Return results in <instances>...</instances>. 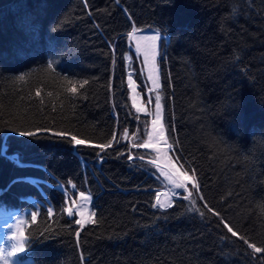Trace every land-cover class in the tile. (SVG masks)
<instances>
[{"label":"trees","instance_id":"16d2710c","mask_svg":"<svg viewBox=\"0 0 264 264\" xmlns=\"http://www.w3.org/2000/svg\"><path fill=\"white\" fill-rule=\"evenodd\" d=\"M141 32L161 38L166 142L198 186L168 209L157 206L162 182L149 154L122 142L123 132L149 121L136 113L127 84L133 70L147 102L129 48ZM12 128L93 144L116 139L77 153L69 137H20ZM5 143L0 214H37L28 215L17 255L25 264H264V252L238 238L264 247V0H0ZM80 193L91 201L84 225L65 211Z\"/></svg>","mask_w":264,"mask_h":264},{"label":"rangeland","instance_id":"374dc122","mask_svg":"<svg viewBox=\"0 0 264 264\" xmlns=\"http://www.w3.org/2000/svg\"><path fill=\"white\" fill-rule=\"evenodd\" d=\"M148 34H144L145 36H142V33H132L129 38L130 49L135 55L136 59L140 61V65L142 68V75L144 80L146 81V88H147L146 97H148L147 102L144 101L138 89V85L136 84L133 78V70H128L127 84L130 90L131 102L134 106L136 113L148 117L149 121L148 123L146 121H138L134 127L136 129L134 134L128 133L127 131L123 132L122 142L127 143L129 147H131L134 150H141L149 154V157L151 158L154 167H156L157 176L162 182V187L157 192V195H159V202L165 205L170 203L172 206L173 201L179 198L178 196L174 195V193H183L185 196L189 195L191 189L194 188L193 187L194 181L192 180V178L189 179L187 177L178 175V171L179 173L182 172L179 170L178 166L176 165V163L174 162V160L170 155L171 147L166 142V136L162 122L161 108L159 110L160 111L159 123L155 126V128H153L151 123L152 120L156 117V113H157L156 103H155V97L158 95V90H159V87H157V85H159L157 59L159 55V43L161 38H159L156 41L153 40L149 41L147 36ZM138 48L139 51H137ZM145 53H147V59L145 58ZM127 63H128L127 65L130 64L129 57H127ZM129 69H131V67H129ZM134 101H135V105L133 103ZM137 108H140L141 111L137 112L136 110ZM145 130L151 134L152 141L156 143L157 147L160 149L159 152H157L155 148L145 149L135 146L140 143H145L149 141V136L145 135ZM161 135L164 137L163 140H165L163 144L161 142L162 140L159 139ZM162 173L167 174V177ZM169 178L182 180L185 183L188 191L185 192L184 189H176L174 184L170 183ZM90 202H91L90 199L85 201L83 198H81L79 202L70 206L73 209V213L74 212L78 213L79 211L83 212V216H80L78 214L82 225L86 224L87 221H89L92 216ZM157 206L159 207L158 203ZM170 207H165L164 209H168ZM32 213L33 212H28L27 219H28V215H30L31 217ZM4 221L7 222L8 220L4 219L3 215L0 214V223ZM11 235L12 233L10 231L7 232L6 230L0 234V248H3L6 245L13 242L9 239ZM18 254L21 253H17V255ZM0 264H4V261L2 259H0Z\"/></svg>","mask_w":264,"mask_h":264},{"label":"snow or ice","instance_id":"6c2138e0","mask_svg":"<svg viewBox=\"0 0 264 264\" xmlns=\"http://www.w3.org/2000/svg\"><path fill=\"white\" fill-rule=\"evenodd\" d=\"M86 2H87V0H85V3ZM159 38H160L159 33H156V34H154L152 36V40L153 41H156ZM137 51H139V48L137 49ZM145 58L147 59V53H145ZM48 67L52 68L53 65L51 63H49ZM20 79H24V78L21 77ZM85 83H87V82L85 81ZM80 87H83V84H81ZM157 87H159V85H157ZM69 91L70 92H75L76 88L75 87H71L69 89ZM36 95L39 96L40 92L37 91ZM133 103L135 105V101ZM155 103H156L157 113H156V117L151 122L153 128H155V126L160 121V111L159 110L161 108V98H160L159 95H157L155 97ZM136 110H137V112L141 111L140 108H137ZM11 131L15 135L20 136V137L28 136V137H37V138H39L38 134L41 133V132H51L52 135L57 136V137H69L67 142L72 143V146H73V148L76 149L77 153H79V151H80V146H83V145L93 146V147H97V148H101V149H107V148L111 147L112 140L116 139V134L113 133L112 134V140H109L107 143L93 144L91 141H86V140H84L82 138H77V136L72 135L70 133L55 132V131H53L51 129H36L35 131H26V130H17L15 128H12ZM145 135L149 136V141L145 142V143H140V144L135 145V146L136 147H140V148H145V149H147V148H155L156 151L159 152L160 149L157 147L156 143H154L152 141L151 134L148 133L145 130ZM159 139L163 140L164 137L161 135L159 137ZM0 157H5V158L8 157V145L6 143L5 144H0ZM132 158H133L132 156L128 157V159H132ZM20 163L21 162L17 159L16 160V166H20ZM81 163H82V165L85 164V162L83 160L81 161ZM150 163H151V161H150ZM180 167L182 168L183 165L181 164ZM162 174H164V173H162ZM164 175L167 177V174H164ZM178 175L183 176V177H187L189 179L192 178V177H188L187 172L179 173V171H178ZM169 181H170V183L174 184L176 189H184L185 192L188 191V189L186 188L185 183L182 180L169 178ZM72 187L75 188V185H72ZM193 187L197 188L198 186L194 183ZM65 195H66V193H65ZM174 195H176L178 197H182L184 200H188L189 197L191 196V193H189V195H187V196L183 195V193H174ZM80 196L85 201L90 199V197H85L84 193H80ZM72 203L75 204V200H73ZM157 203H158V205H159V207L161 209H164L165 207H170L171 206L170 203L167 204V205L160 203L159 202V195H157ZM193 203H195V201H193ZM204 207H206L207 211L210 212L212 215H218V213L211 206L207 205L206 202L204 204ZM189 210L191 211L192 209H189ZM195 210L199 211V208H197ZM48 211H49V214H51L52 209L49 208ZM65 211L67 212V214L69 216H72L74 214L72 207H66ZM77 214H79L80 216H83V212L82 211H79ZM200 215L204 216V212H200ZM36 218H37V214L35 212L32 213L31 214V220L35 221ZM75 222L76 223H81L80 220H77ZM20 223H23L22 218H18V220H17V225L20 224ZM221 223H223L224 228H226L227 231L232 234V236H234V237L238 236V233L236 231H234V229L227 222H225L223 220V218H221ZM17 225H12L10 227L15 228ZM19 235H20L21 238H23L19 243H17L15 241V233H13L9 237V239L11 241H13V242L8 244V245H6L3 248H0V259H2L4 261V264H23V257L22 256H17V253H21V254L24 253L25 247L27 245V239L24 238V232L23 231H20ZM77 235H79V234L77 233ZM238 238L243 240V242L245 244H247L248 248L252 249V251L254 253H262V252H264V247H258L254 243L249 242V240L245 236L239 235Z\"/></svg>","mask_w":264,"mask_h":264},{"label":"bare ground","instance_id":"6f19581e","mask_svg":"<svg viewBox=\"0 0 264 264\" xmlns=\"http://www.w3.org/2000/svg\"><path fill=\"white\" fill-rule=\"evenodd\" d=\"M144 34H148V33H142V36H145ZM152 35L154 34H148V40L152 41ZM148 45V44H147ZM151 50V49H150ZM144 52V51H143ZM148 52V51H147ZM150 56V55H149ZM149 60V59H148ZM85 215V213H84ZM18 218H22L23 223H20L17 225V220ZM8 221H4L2 223H0V234L3 231H10L12 234L15 233V241L17 243H19L23 238L20 237L19 233L20 231L24 232V226H25V222H26V216H24V214L21 211H16V212H12L8 217H7ZM12 225H17L15 228L10 227Z\"/></svg>","mask_w":264,"mask_h":264},{"label":"water","instance_id":"95a60500","mask_svg":"<svg viewBox=\"0 0 264 264\" xmlns=\"http://www.w3.org/2000/svg\"><path fill=\"white\" fill-rule=\"evenodd\" d=\"M146 33H148V32H146ZM129 48H130V46H129ZM161 142H162V144H163V143L165 142V140H162ZM16 211H19V210L11 211V212L9 213V215H10L12 212H16ZM23 214H24V216L27 217V211H24ZM26 225H27V220H26V222H25V226H26ZM25 226H24V228H25ZM24 238H26L25 233H24ZM26 239H27V238H26Z\"/></svg>","mask_w":264,"mask_h":264}]
</instances>
